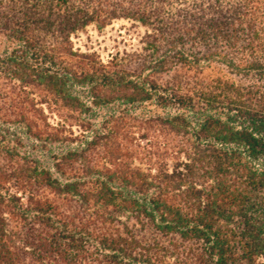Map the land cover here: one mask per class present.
I'll return each mask as SVG.
<instances>
[{"label":"trees","instance_id":"trees-1","mask_svg":"<svg viewBox=\"0 0 264 264\" xmlns=\"http://www.w3.org/2000/svg\"><path fill=\"white\" fill-rule=\"evenodd\" d=\"M0 264H264V0H0Z\"/></svg>","mask_w":264,"mask_h":264},{"label":"rangeland","instance_id":"rangeland-1","mask_svg":"<svg viewBox=\"0 0 264 264\" xmlns=\"http://www.w3.org/2000/svg\"><path fill=\"white\" fill-rule=\"evenodd\" d=\"M130 24L125 21H115L105 29L99 30L94 26L88 27L85 31L76 34L73 37L74 47L79 49L82 52H94L100 58L106 62L109 60L111 53H114L116 50H132L140 46L139 37L141 36L142 29L130 30ZM136 112L141 113H150V114H166L170 110H164L153 103H148L144 105H137ZM107 112V109H102L98 115V119ZM25 145L27 151L31 154H34L45 163H50V160L44 151L37 149L35 143L27 138H25ZM55 147L53 151H56Z\"/></svg>","mask_w":264,"mask_h":264}]
</instances>
